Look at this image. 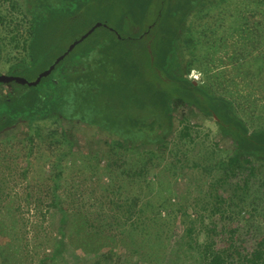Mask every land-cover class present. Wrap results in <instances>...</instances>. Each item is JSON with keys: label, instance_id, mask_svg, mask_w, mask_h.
Instances as JSON below:
<instances>
[{"label": "trees", "instance_id": "16d2710c", "mask_svg": "<svg viewBox=\"0 0 264 264\" xmlns=\"http://www.w3.org/2000/svg\"><path fill=\"white\" fill-rule=\"evenodd\" d=\"M204 1L25 0L23 11L12 3L14 11L23 13L20 23L13 15L0 11V32L5 33L4 36L0 33V64L4 59L6 40L9 39L10 44L22 48L23 55L10 65L7 72L30 80L37 78L42 70L65 53L75 39L95 26L38 84L16 80L0 82V133L26 121L31 131H39V140L31 134L27 155L34 154L36 149L40 151L44 145L55 153L67 140L57 129L44 133L42 128L39 130L37 122L57 123L80 118L90 123H102L108 131L120 135L122 140L117 142L122 147L134 144L140 138L150 144V147L143 148L124 147L129 150L127 156L121 157L118 162L113 157L109 160V169L114 167V173L120 170V175L129 179H148L152 168L157 166L156 157L164 156L168 150L175 158L170 161V167L176 173L182 172L188 177L193 176L194 169H200L202 176L220 172V176H215L208 183L209 188L204 195H210V198L202 200L201 204L198 198L192 202L195 214L189 213L190 204L184 206L181 202V205L175 206L169 203L171 192L160 193L158 203L148 199L145 207L139 206L141 196L134 195L135 214L139 213V218L149 217L150 226L159 230L157 236L168 233L173 239V234L178 235L177 239H173L175 244L169 245L172 249L180 243V226L184 227V224H172L164 230L159 216L168 214L176 219L181 209L186 208L185 212L190 217L192 214L195 216L190 221L202 222L210 204L218 206L224 202L218 206L217 213L210 215L211 220L219 214L218 218L224 223L238 219L241 223L249 219L246 212L254 215V210L245 206L246 195L264 192V123L254 119L257 115L242 114L243 102L234 91H216L205 77L207 83L200 79L196 82L191 76L194 60L202 58L205 51L199 44L201 40L187 27V22L196 7L207 11L212 6L210 2L206 9L203 8L206 5ZM259 2L264 11V0ZM254 10L257 9L248 5L245 12ZM242 16L248 21L247 14ZM113 19L119 28L110 23ZM97 22L101 23L96 25ZM254 23L253 26L259 25ZM260 25L264 31V16ZM248 27L251 28L249 24ZM186 49L190 55L188 59L184 58ZM254 52L249 51L244 59L245 77L250 87L264 89V56L260 58ZM252 55L258 59L256 62L251 61ZM148 65L150 71L146 72L144 67ZM243 67L239 66L240 71ZM205 70L203 76H208V70ZM222 75L218 73L215 77L220 79ZM173 84H178L183 90L172 93L168 87ZM178 107L199 110L205 117H213L221 137L232 140L233 147L225 148L227 151L224 152L220 140L214 142L206 134L197 141L201 137H191L189 131L183 132L191 138L186 142L182 132L177 141H168L173 129V110ZM186 127L190 128L189 125ZM207 141L206 154L201 149L205 156L192 163L183 149L170 148V144L188 146L194 142L203 146ZM20 142L24 141L20 139ZM52 166L44 197L49 198V206L58 207L65 199L64 194L58 193L62 187V171L55 161ZM237 178L231 184L234 192L227 201L226 185ZM147 185L150 186L151 181H147ZM117 189L120 190V186ZM108 197L109 202L116 200L112 194ZM255 200L256 196L252 202ZM65 216L66 211L63 219ZM194 239L191 238L188 243L190 248L199 242ZM63 242L60 240L56 245V253L62 252ZM204 257L205 264H225L222 256L215 251L205 249ZM250 264L260 263L254 258L250 259Z\"/></svg>", "mask_w": 264, "mask_h": 264}, {"label": "rangeland", "instance_id": "374dc122", "mask_svg": "<svg viewBox=\"0 0 264 264\" xmlns=\"http://www.w3.org/2000/svg\"><path fill=\"white\" fill-rule=\"evenodd\" d=\"M0 2L1 13L13 15L20 23L25 0ZM205 2L203 8L206 9L210 2L212 6L207 11L196 7L187 22V27L201 40L199 44L206 52H203L202 58L194 60L191 76L195 77L196 82L200 79L207 83V79L209 86L216 91H234L243 102L242 114L257 115L254 119L264 123V89L250 87L243 67L249 51H255L260 58L264 56V31L260 25L264 11L261 3L259 0ZM12 3L21 11H14ZM247 4L257 10L245 12ZM244 14L249 16L248 21L243 19ZM253 22L259 25L253 26ZM110 23L118 26L115 19ZM0 33L5 35L4 32ZM22 55V48L10 44L7 39L0 71L8 73L10 65L20 60ZM184 58H190L187 49ZM250 58L253 62L258 60L254 55ZM239 66L243 67L242 71ZM204 69L208 70L207 77L203 76ZM144 70L149 72L150 66H145ZM218 73L224 75L217 79L215 76ZM168 89L172 93L183 90L178 84ZM36 124L44 133L57 129L67 140L55 153L44 145L40 151L36 149L34 154L27 155L31 134L37 140L40 137L39 131L30 130L27 121L0 133V264H205V249L219 253L225 264H250V259L254 258L264 264L263 191L246 195L245 206L254 210L253 216L246 212L249 218L246 221L240 223L238 219L224 223L218 218L219 214L211 220L210 215L217 213L218 206L224 202L218 206L210 204L204 221H190L196 213L192 209V202L198 198L201 204L202 200L210 198V195H204L209 188L208 183L215 176H220V172L202 176L200 169H194L193 176L188 177L182 172L176 173L170 167V161L175 158L168 150L164 156L156 157L157 166L152 168L148 179L132 180L120 175V170L114 173V167L109 169L111 165L108 163L112 157L118 162L121 157L127 156L129 150L124 147H150L143 138L122 147L117 142L122 140L120 135L108 131L102 123H90L80 118ZM186 131L191 137L200 136L197 141L206 134L214 142L220 140L224 152L227 151L225 148L231 149L234 145L229 138L221 137L218 123L213 117H205L195 109L175 108L172 135L167 140L177 141L180 132ZM183 134L185 142L191 139L186 133ZM20 139L24 142L21 143ZM151 146L156 148L154 144ZM206 146H209V141L203 146L197 142L188 146L170 144V148L187 152L191 163L205 156ZM54 161L62 171V187L58 193L65 196L58 207L49 206V198L44 197ZM237 180L226 185L227 201L234 192L231 184ZM147 181H151L150 186ZM119 186L120 190L117 189ZM169 192V203L175 206L181 205V202L184 206L190 204L188 211L193 213L190 217L185 212L187 209L183 208L176 219L168 214L159 216L164 230L172 224H184V227L180 226L182 236L176 249L169 245L175 244L173 239H177L178 235L173 234V239L168 233L157 236L159 230L150 226V218H139V213L135 214L133 202L134 195H140L139 206L145 207L148 199L158 203L160 193ZM238 192L240 194L241 190ZM109 194L115 196L114 202H109ZM255 196L256 200L252 202ZM64 211L66 216L63 219ZM193 237L194 241L198 239L199 242L190 248L188 243ZM60 240L65 241L64 248L61 253H56Z\"/></svg>", "mask_w": 264, "mask_h": 264}, {"label": "water", "instance_id": "95a60500", "mask_svg": "<svg viewBox=\"0 0 264 264\" xmlns=\"http://www.w3.org/2000/svg\"><path fill=\"white\" fill-rule=\"evenodd\" d=\"M100 23H101V22H97L96 25H99ZM94 28H95V26L92 27L91 29H89V31H87L86 33H84L79 39H75V40H74V41L68 46V49L65 51V53H62L61 55H59V56L56 58V60H55L54 63H52L48 68L42 70V71L39 73V75L37 76V78L30 80V79H28L27 77H24V76H21V75L9 74V73H3V72H1V73H0V82H9V81H12V80H16V81L21 82V83H29V84H32V85H33V84H38V83L40 82L41 78H42L43 76H47V75H49V74L53 71V69L55 68L56 63H58L61 59H63V58L65 57V55H66L70 50H72V49L76 46V44H77L79 41H81V40H83L85 37H87L88 34H89Z\"/></svg>", "mask_w": 264, "mask_h": 264}]
</instances>
